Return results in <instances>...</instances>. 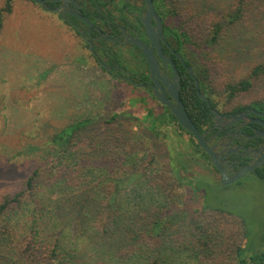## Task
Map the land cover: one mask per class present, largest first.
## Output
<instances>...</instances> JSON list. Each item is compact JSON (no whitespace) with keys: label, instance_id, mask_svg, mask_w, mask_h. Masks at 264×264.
<instances>
[{"label":"rangeland","instance_id":"obj_1","mask_svg":"<svg viewBox=\"0 0 264 264\" xmlns=\"http://www.w3.org/2000/svg\"><path fill=\"white\" fill-rule=\"evenodd\" d=\"M8 1L0 0V14ZM172 1L183 27L181 51L195 61V66L207 68L206 84L214 94L224 98L227 86L248 80L250 90L236 96L247 102L263 100L264 71L256 76L253 73L264 66V0H244V18L235 25H229L225 17L238 12L239 0ZM10 4L11 13H5L0 31V200L4 194L23 189L37 161H47L49 140L55 133L70 122L94 117L97 124L90 127L72 150L89 152L97 138L109 140V146H118L119 139L121 144L140 139L144 141L141 153L133 155L124 170L136 164L152 175L183 167L185 179L173 195L175 205L170 207L169 214L174 219H170L169 228L174 229L173 233L175 230L179 233L178 229L190 232L189 220L198 216L204 234L190 229L196 235V243L197 236L201 240L208 238V247L199 244L200 252L205 251L203 261L236 264L232 251L243 238L240 223L222 219L213 211L216 208L243 218L249 229L247 244L264 251V182L249 175L224 186L209 162L192 150L196 140L175 123L155 120L154 130L150 129L152 121L139 123L126 119L107 124L122 102L123 84L99 74L90 60L84 66V62L67 60L65 55L57 57V36L47 25L46 15L37 12L27 0H12ZM218 21L224 24V29L214 42V25ZM123 51L128 58L123 62L126 68L142 67L132 51ZM130 108H134V113L139 109L137 104H131ZM165 111L160 107V113ZM107 169L116 178V171L111 166ZM85 179L98 185L102 181L95 172ZM146 179L150 184L148 178L141 181L146 183ZM213 255L218 256L216 262Z\"/></svg>","mask_w":264,"mask_h":264},{"label":"trees","instance_id":"obj_2","mask_svg":"<svg viewBox=\"0 0 264 264\" xmlns=\"http://www.w3.org/2000/svg\"><path fill=\"white\" fill-rule=\"evenodd\" d=\"M11 1L0 14V31L5 13H11ZM238 5V12L225 17L229 25H235L244 18V0H239ZM223 29L224 24L218 21L214 25L212 41L216 42ZM181 43L179 50L193 69L201 93L212 108L216 109L221 103L237 105L247 102L236 95L250 90V81L230 84L224 98L215 95L206 84L207 68L195 66V61L181 51ZM115 63L120 66L123 61L117 59ZM178 70L183 76L181 99L186 112L203 134L206 126L213 122L209 106L200 99L187 69L179 64ZM261 71H264V66L256 68L253 75ZM112 78L123 84V96L107 124L126 119L139 123L152 121L150 129L154 130L157 126L155 120L171 122L195 141L168 108L159 112L161 105L150 89L143 90L130 81ZM131 104H137V113L130 108ZM95 124L94 117H87L64 126L49 140L51 148L47 150V161L36 162L23 183V189L2 196L0 264H211L202 260L205 251L200 252V245L209 246L208 238L201 240L197 236L196 243V235L191 233L192 227L196 233L204 234L198 216L190 218V225H187L190 232L178 229L179 233L176 230L173 233L174 229L169 228L170 219H174V215L169 214L170 207L175 205L173 195L185 179L181 171L183 167L172 169L170 173L152 175L136 164L124 170L133 155L136 157V153H141L144 141L140 139H130L123 144L119 139L118 146H109V140L97 138L89 152L72 150V146L81 141V137ZM192 150L209 160L196 141ZM103 165L106 167H101ZM109 166L116 171V178L107 169ZM91 172L102 180L100 185L86 182L85 177ZM142 178H148L151 185L147 179L146 183L142 182ZM134 181H137L136 185L132 184ZM213 211L222 219L236 220L242 226L241 244L232 251L236 264H264V251H257L247 244V222L220 208ZM213 259L216 262L218 256L213 255Z\"/></svg>","mask_w":264,"mask_h":264},{"label":"flooded vegetation","instance_id":"obj_3","mask_svg":"<svg viewBox=\"0 0 264 264\" xmlns=\"http://www.w3.org/2000/svg\"><path fill=\"white\" fill-rule=\"evenodd\" d=\"M27 1L37 12L46 15L47 25L57 36V57L65 55L67 60H76L79 64L84 62V66L87 60L97 62L95 66L99 74L130 81L140 89H150L154 95L155 83L147 61L141 49L133 43L139 40L151 47L152 41L147 34V25L150 24L158 31L161 26L163 56L174 63L181 81L183 76L178 65L182 64L186 69L190 67L179 50V44L183 42L180 15L172 0H151L155 15L150 14L147 0H40L43 4L36 0ZM123 49L133 52L142 64L140 69L129 70L123 63L120 66L115 63L117 59L128 60ZM153 54L158 61L160 75L159 78L155 75V78L161 82L160 78L167 76L172 81L174 75L170 63L166 67L156 48ZM202 101L207 102L213 121L203 134H206L205 139L225 174L232 178L246 168H254L240 180L250 175L264 182V99L237 105L221 103L216 109L208 99ZM158 103L165 109L166 106ZM208 157L207 161L223 180L221 172Z\"/></svg>","mask_w":264,"mask_h":264},{"label":"water","instance_id":"obj_4","mask_svg":"<svg viewBox=\"0 0 264 264\" xmlns=\"http://www.w3.org/2000/svg\"><path fill=\"white\" fill-rule=\"evenodd\" d=\"M36 1L41 2L43 4V2L40 0H36ZM147 2L149 3V6H150V14H154V8H153V4H152L151 0H147ZM158 26H160L159 21H158ZM147 34H148L150 40L152 41V45L150 48L145 46L139 40H134L133 43L135 46H137L141 49V51H142V53H143V55L147 61V64H148L149 69H150L151 74H152L151 79L155 83L154 95H155L157 101H159L162 105L166 106L171 111L173 116L176 118L178 124L186 132H188V134L193 136L194 139L199 144V146L204 150V152L210 156L211 162L221 172V174L223 176L222 184L224 186H226V185H229L231 183L237 182L238 180H240L244 176V174L249 172V170H253L254 168H246L245 171H241V172L237 173L232 178H229L225 174V170L222 168L221 164L218 162L216 154L213 152V149L208 145V143L205 139L206 134L200 133V131L197 129L196 125L193 123V121L191 120V118L189 117V115L186 112L184 103L181 99V77H180L174 63L165 59L163 56V51H162L161 42H160V39L163 38L161 26H160L159 31H158L157 29H153L150 26V24H148L147 25ZM154 48L157 49L159 57L164 61V63L166 64V67H167V64L170 63L172 71H173V75H174V78L172 81L169 78H167V76L160 78L162 83L159 81V79L155 78V75H157L158 78L160 77V75H159V64H158L156 57L153 54ZM181 60L183 61L182 58H181ZM187 69H188L191 77L194 78V80H195L197 93H198L200 99L207 101L205 96L203 94H201V92H200V84H199V81L195 78L192 68L188 67Z\"/></svg>","mask_w":264,"mask_h":264}]
</instances>
